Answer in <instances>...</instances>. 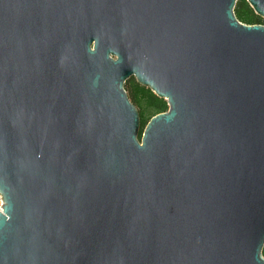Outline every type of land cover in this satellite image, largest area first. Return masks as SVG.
I'll list each match as a JSON object with an SVG mask.
<instances>
[{
  "label": "water",
  "instance_id": "95a60500",
  "mask_svg": "<svg viewBox=\"0 0 264 264\" xmlns=\"http://www.w3.org/2000/svg\"><path fill=\"white\" fill-rule=\"evenodd\" d=\"M236 2L0 0V264H264V24ZM130 76L168 105L140 138Z\"/></svg>",
  "mask_w": 264,
  "mask_h": 264
},
{
  "label": "trees",
  "instance_id": "16d2710c",
  "mask_svg": "<svg viewBox=\"0 0 264 264\" xmlns=\"http://www.w3.org/2000/svg\"><path fill=\"white\" fill-rule=\"evenodd\" d=\"M233 11L236 18L242 23L264 24V17L256 14L247 0H237ZM124 89L138 111L140 121L138 138H140L150 117L168 109L167 101L158 97L150 88L138 83L134 76L125 80ZM262 255H264V248H262Z\"/></svg>",
  "mask_w": 264,
  "mask_h": 264
},
{
  "label": "built area",
  "instance_id": "2783aa9c",
  "mask_svg": "<svg viewBox=\"0 0 264 264\" xmlns=\"http://www.w3.org/2000/svg\"><path fill=\"white\" fill-rule=\"evenodd\" d=\"M3 203H4V199L2 197V194L0 193V212L3 211V206H2Z\"/></svg>",
  "mask_w": 264,
  "mask_h": 264
}]
</instances>
